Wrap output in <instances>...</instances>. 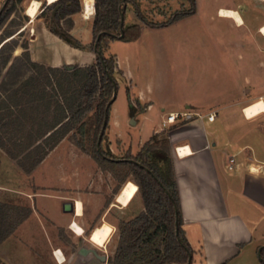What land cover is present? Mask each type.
<instances>
[{
    "label": "rangeland",
    "instance_id": "374dc122",
    "mask_svg": "<svg viewBox=\"0 0 264 264\" xmlns=\"http://www.w3.org/2000/svg\"><path fill=\"white\" fill-rule=\"evenodd\" d=\"M3 1L0 0V6ZM193 1L195 3L193 15L166 27L146 28L134 13L130 12V18L143 27L142 41L139 43L109 41L110 54L137 56V53H140L142 56H156V54L162 56L163 79L165 83L172 80V83L180 88L178 90L181 94L195 85H216L221 81L231 87L230 71L228 72L229 77L222 73V70L220 71L221 56H227L230 69L239 68V76L252 71V59H255V62L261 61L264 60V56H259L257 50L252 51L247 29L236 28L233 21L222 19L218 16V9H237L251 32L250 28L253 25L264 23V0ZM30 3V0H24L21 4H17L13 12L0 23V45L6 39L5 32H15L11 38H14L19 46L12 50V58L22 54L24 50L20 45L25 43L28 45L33 36V31L25 27L32 20L26 15V8ZM137 3L144 18L153 24L164 23L175 13L190 9V4L186 0H137ZM47 5H50L48 0L44 1V5L41 2L38 14ZM84 14L90 22L93 20L94 0H84ZM78 17V15L73 16L75 19ZM34 21L42 20L35 18ZM22 29L23 33L20 36L17 35L18 30ZM89 29L91 30L90 23ZM151 43L157 47V53L149 50ZM242 44L247 49L243 48ZM45 55L49 56L47 53ZM107 55H109L108 51ZM170 65L173 66L172 72L168 69ZM66 67L68 66L60 69H67ZM2 78H5V71L1 73L0 79ZM119 88L111 116H114L113 113L116 111L124 118L128 101L122 86ZM251 90L252 88L249 87L246 94L250 93L249 98L256 99V94L254 95ZM259 95L263 97L264 92ZM5 96L1 98L2 124L8 122L9 108L12 106ZM15 101L18 102V99ZM96 104L97 98L92 105L88 104L71 115V120L75 124L74 130L50 150L42 162L30 173H26L17 160L6 152L9 150L16 154L18 149L14 145L7 142L5 147H0V215L5 212L12 214L29 212V217L0 243V264H58L55 260L57 251L63 255L62 264H107L95 258L81 263L76 251L83 246L94 248L108 259L117 247L121 224L132 221L145 211L131 168L126 164L113 165L104 158L95 157L92 138L95 128L93 113ZM10 110L14 112V117L18 118L20 109L14 106ZM43 110L44 108L39 107L35 112V115L40 114L37 122L43 124L40 128H34L38 132L45 131V124L50 121ZM84 122H87V125L81 128L79 135L75 138L73 132H78L77 127ZM89 124L92 126L87 132L86 128ZM16 127L18 128V122H16ZM16 130L11 126L2 127L0 134L8 138ZM166 131L160 133V139L167 137ZM148 132L149 127H146L141 136L144 138ZM124 140L125 143L122 144L118 138L110 137L107 126L101 143L102 151L111 154L116 159H122L127 151L136 155L135 148L139 147L138 139L127 132ZM128 181L131 182L124 187ZM121 191L118 198L123 206H127L134 196L135 198L126 208L111 207L109 209L110 201L114 200V197H117ZM79 195L99 198L102 203L96 204L94 201L92 204H84L82 216L75 219L73 215L59 212L58 202L51 199V196L76 199ZM115 204H117L116 198ZM73 219L83 227L85 231L83 237L74 235L68 229V223ZM102 221L109 224L104 225L109 229L111 237L104 248L97 249L89 239L94 227ZM261 249L262 247L258 249V252ZM261 260L262 258L257 254L251 258V261L248 259L239 263L263 264Z\"/></svg>",
    "mask_w": 264,
    "mask_h": 264
},
{
    "label": "crops",
    "instance_id": "0c3cea01",
    "mask_svg": "<svg viewBox=\"0 0 264 264\" xmlns=\"http://www.w3.org/2000/svg\"><path fill=\"white\" fill-rule=\"evenodd\" d=\"M81 3L82 12L77 14L78 18H73L74 26L70 33L82 48L70 46L52 34L43 21L32 19L25 26L33 31L28 43L32 61L52 68L85 67L95 63V54L89 47L92 39L90 21L85 18L84 0ZM222 9L236 11L243 24L221 17ZM218 16L233 21L236 28L247 29L252 51L257 50L259 56H264V34L261 33L264 23L253 25L249 32V26L237 9L219 8ZM142 35L143 27L135 43L142 41ZM242 46L247 49L244 44ZM156 49L151 43L149 50L157 53ZM108 53L116 60L114 76L128 101L124 118L116 111L111 116L112 106L118 98L116 93L108 121L109 136L124 144L125 134L131 133L138 139L137 153L152 136L163 132L161 120L166 114L182 111L215 114L213 122L193 120L170 126L166 131L179 195L182 229L193 252L191 264H240V261H251L260 255L258 249L264 248V113L248 118L244 110L256 100L264 101V95H259L264 92V60L255 62L252 59V71L239 76V68L230 69L227 56H221L220 71L228 77L230 71L231 87L221 81L216 85H195L181 94L172 80L165 83L162 56H142L140 53L137 56H117L110 54L109 46ZM172 67L168 68L170 72ZM248 86L256 94V99L249 98L250 93L246 94ZM146 127H149V132L143 138L141 135ZM231 156H235L236 162L232 170L228 168ZM122 191L110 201L109 209L126 208L135 198L123 206L118 198ZM51 199L58 202L59 212L64 214H68L63 210L64 205L74 203V213L69 215L75 219L82 216L84 204L94 201L97 204L101 200L88 195H79L76 199L51 196ZM79 203L81 213L78 212ZM75 219L69 221L68 229L83 237L75 232V224L84 231ZM102 222L93 231L100 229L110 238L109 229L104 225L108 223ZM93 231L90 242L97 249L104 248L109 238L100 247L92 240ZM55 260L58 264L64 262L60 251L55 252Z\"/></svg>",
    "mask_w": 264,
    "mask_h": 264
},
{
    "label": "trees",
    "instance_id": "16d2710c",
    "mask_svg": "<svg viewBox=\"0 0 264 264\" xmlns=\"http://www.w3.org/2000/svg\"><path fill=\"white\" fill-rule=\"evenodd\" d=\"M24 0H4L0 6V23ZM33 0H30L32 2ZM43 2L47 0H37ZM190 9L175 13L166 22L153 24L148 22L141 12L137 0H94L95 15L90 22L92 42L90 50L95 54V63L85 67H66L67 69L45 67L32 61L27 43L20 45L24 50L20 56L12 58V50L18 43L11 38L14 33L5 32L6 39L0 45V110L3 95L11 102L8 122L0 129L15 127L17 130L5 138L0 134V147L9 142L18 152H6L26 172L33 171L63 138L74 130L71 115L85 106L92 105L97 98L93 113L95 124L92 147L97 159L104 158L113 165H128L135 176L137 192L140 191L144 212L120 227L119 241L107 264H191L189 256L192 249L182 229L179 195L167 137L152 136L136 155L126 152L122 159L111 154L97 151V142L103 122L107 129L110 109L118 83L115 79L116 60L107 55L109 41L121 40L135 42L139 39L142 25L159 28L171 25L195 13L193 0H186ZM28 8V6H27ZM26 8V9H27ZM82 12L81 0H57L47 5L36 16L43 21L47 29L58 38L75 48L81 43L71 35L73 16ZM133 12L141 24L130 18ZM122 15V18H121ZM27 18V16H26ZM23 28V27H22ZM18 30L17 35L23 33ZM18 99V102H14ZM17 107L20 115L14 117L11 107ZM44 108L50 121L43 132V124L37 122V108ZM77 111V112H76ZM84 112V109L81 111ZM17 118V119H15ZM18 122V128L16 127ZM73 132L77 138L81 128ZM92 124L86 128L88 132ZM102 134V139L104 137ZM4 135V134H3ZM161 166V168H160ZM29 217V212H5L0 215V243ZM264 264V248L260 251Z\"/></svg>",
    "mask_w": 264,
    "mask_h": 264
},
{
    "label": "bare ground",
    "instance_id": "6f19581e",
    "mask_svg": "<svg viewBox=\"0 0 264 264\" xmlns=\"http://www.w3.org/2000/svg\"><path fill=\"white\" fill-rule=\"evenodd\" d=\"M50 4L56 2L57 0H48ZM40 6H41V2L40 1H37V0H33L29 7L26 9V15L28 17H30L31 19H35L39 10H40ZM220 16L221 17H225V18H230V19H233L237 24H240L242 25L243 24V20L242 18L240 17V15L234 11V10H220ZM261 33L264 34V26L261 28ZM246 116L248 118H253L261 113H264V101L263 100H259L257 102H254L250 105H248L245 110H244ZM187 151V150H186ZM183 154L185 151H182ZM256 171V170H255ZM71 202H68L66 203L63 207V210L64 208L66 210H64L65 213H68V214H72L74 213V204H72V207H70V204ZM78 205V212L81 213V203L77 204ZM77 212V213H78ZM79 215V214H78ZM74 229L76 230L75 232L80 235V236H83L84 235V231L79 227L77 226L76 224L74 225ZM108 235L103 232L102 230L100 229H97L95 230L94 234H93V237H92V240L95 244H97L98 246L100 247H103L105 245V243L107 242L108 240Z\"/></svg>",
    "mask_w": 264,
    "mask_h": 264
},
{
    "label": "built area",
    "instance_id": "2783aa9c",
    "mask_svg": "<svg viewBox=\"0 0 264 264\" xmlns=\"http://www.w3.org/2000/svg\"><path fill=\"white\" fill-rule=\"evenodd\" d=\"M204 119H206L208 122H213L215 119V114L211 113V114L203 115L200 113H192L189 111L168 113L161 120V130L162 131L167 130L170 126H174L177 124L187 123L193 120L202 121ZM178 151L179 148L176 149V152L179 155ZM235 165H236L235 156H231L229 159L228 168L232 170L234 169ZM250 171L252 172L251 168Z\"/></svg>",
    "mask_w": 264,
    "mask_h": 264
},
{
    "label": "water",
    "instance_id": "95a60500",
    "mask_svg": "<svg viewBox=\"0 0 264 264\" xmlns=\"http://www.w3.org/2000/svg\"><path fill=\"white\" fill-rule=\"evenodd\" d=\"M122 18V15H121ZM115 96L116 93H114V96L111 100V102L113 103V101L115 100ZM106 127V121L103 122V126H102V130H101V134L99 135V140L97 142V151L100 153L101 149H100V145H101V138H102V134L104 133V129ZM70 204V207H72V204ZM65 207V206H64ZM64 210H66L64 208ZM261 251V250H259ZM76 254L80 260L81 263H85L87 260L95 258L97 260H99L102 263H106L107 262V257L105 255L99 254L98 251L94 248H87L85 246L80 247L77 251ZM192 261V256H189V263Z\"/></svg>",
    "mask_w": 264,
    "mask_h": 264
},
{
    "label": "flooded vegetation",
    "instance_id": "af4514ba",
    "mask_svg": "<svg viewBox=\"0 0 264 264\" xmlns=\"http://www.w3.org/2000/svg\"><path fill=\"white\" fill-rule=\"evenodd\" d=\"M99 261V260H98ZM100 262V261H99Z\"/></svg>",
    "mask_w": 264,
    "mask_h": 264
}]
</instances>
